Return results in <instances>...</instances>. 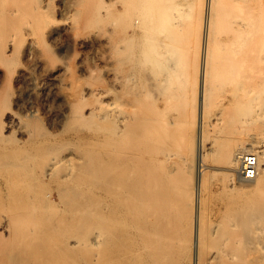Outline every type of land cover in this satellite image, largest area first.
<instances>
[{"label":"bare ground","instance_id":"1","mask_svg":"<svg viewBox=\"0 0 264 264\" xmlns=\"http://www.w3.org/2000/svg\"><path fill=\"white\" fill-rule=\"evenodd\" d=\"M53 1L0 0V79L31 82L43 93L52 85H70V95H55L62 109L54 117L63 130L51 136L36 133L2 95L1 84L0 120L7 118L9 126L27 136L26 143L36 144L33 149L20 144L2 156L11 157L8 165L18 179L42 176L59 182L64 210L58 222L65 233L71 231L65 256L70 249L89 248L83 257L74 256L73 264H180L181 256L185 264H264L263 19L236 18L224 31L216 26L222 19L213 17L215 1L204 6L193 88L198 93L197 113L192 114L198 118V169L188 205L194 216L184 225L174 207L175 181L168 168L172 154L168 144H160L170 139L186 110L177 60L181 22L171 16L169 0H67L60 20L43 11L41 3L50 6ZM92 26L97 29L82 32ZM218 28L224 38L217 36ZM30 29L22 50L30 63L3 70L7 52ZM69 30L81 46L93 39L103 43L105 84L81 86L70 59L55 62L41 43ZM77 62L80 72L89 71L83 57ZM33 69L40 71L37 77L31 76ZM215 92L221 96L208 112ZM86 94L93 95L87 106ZM5 140L0 124V150L9 149ZM70 144H76L74 149ZM253 149L258 157L255 184L228 186L229 201L207 215L203 159L211 155L228 169L239 165L240 173V155ZM38 153L42 164L36 169L30 161ZM228 175L233 183L235 174ZM252 179L239 175L241 181ZM25 197L21 201L29 199ZM28 202L0 222L1 232L13 243L34 240L56 227L54 206ZM44 217L46 230L40 233ZM12 257L1 264H11Z\"/></svg>","mask_w":264,"mask_h":264},{"label":"rangeland","instance_id":"2","mask_svg":"<svg viewBox=\"0 0 264 264\" xmlns=\"http://www.w3.org/2000/svg\"><path fill=\"white\" fill-rule=\"evenodd\" d=\"M206 1L207 0H169L171 16H177L181 22L180 26L176 28L177 46L179 47L177 60L179 72L181 74L180 79L183 84L182 93L184 100L181 102L182 104L184 103L186 110L182 114L179 122L172 127L170 139L160 144H168V148L172 154V159L168 162V168L172 171V177L175 181L173 184L174 207L180 209L182 223L184 225L194 216V209L191 210L188 205L192 194L195 193L196 171L198 169V118H195L197 117L195 114L198 108V93H196L193 88L196 81L197 37L200 29V22L205 12L204 6L206 5ZM214 1L215 8L213 7V17L215 18V16H217L216 18L219 17L218 19H222L219 25L218 22L215 21L217 23V25L216 23L215 25L221 27L220 30L225 31V27L228 28L229 22L236 18L250 19L257 17L264 21V0ZM67 2V0H56L50 3V6L45 5V2L41 3V5L43 6L45 14L49 15L51 18L60 20L64 17L63 3L66 4ZM94 29H97V27H88L82 32ZM216 30H218L216 32L217 36L219 35L218 33H220V38L226 36L225 32H219V28ZM28 33H31V29L29 31L24 30V33L19 36L16 49L7 52L5 61L1 63L3 70H13L21 64L30 63V60L26 59L22 52L23 46H25L26 43L25 36L27 37ZM41 43L46 46L55 62L63 56H67L70 59L75 75L79 78L78 83L81 86L106 83L104 74V46L100 39H93L88 45L81 46L75 42L73 32L69 30L62 31L54 40H42ZM79 57H83L89 71L83 73L79 71L77 62ZM39 74V70H31L32 77H37ZM0 84L3 87L2 95L8 96L11 101H13L12 108L22 118L23 122L33 129H36V133L39 135L42 134L43 136H51L63 130V123L58 122L54 117V114L62 109V104L58 102L59 100L55 98V95H58V93L70 95V85H62L60 87L52 85L50 90L43 93L31 82L21 84L6 80V78L3 77L0 79ZM218 96H221L219 92H215L210 96L207 107L208 112H212L216 107L215 100ZM17 98L18 100L16 101L15 99ZM92 101L93 95L86 94V100L84 101L86 106L90 105ZM252 105L253 101L250 102L249 105L251 113L253 112ZM196 106L197 108L194 110ZM193 111H196V113ZM172 112H175V110L173 109ZM193 113L195 114L192 116ZM0 124L6 139L5 141L11 143L5 144L7 148H9L8 150H0V222L5 221L8 214H14L18 205L22 202L30 201L27 205H30V203L34 205L33 203H35L37 207L45 208H50L52 205V207L54 206L53 209L58 210V212L55 211L51 215V217L55 216L54 222L56 227L51 233H42L40 237L34 240L13 243L14 240L12 241V238L7 236L8 233H2L0 230V264L1 262H6L7 258L11 256H13L12 259L15 260L14 257L16 255L20 257L18 256L19 258L14 262L11 261V264H18L17 260H19V264H73L75 261L74 256L77 258L83 257V252L86 251L88 254L90 250L89 248L70 249V254L65 256L64 248L69 244L71 231L69 230V233H65L62 224L58 222V214L64 210V207L62 210V206L64 205L63 202H61L62 200H60V194L57 193L59 192L57 191V189L59 190V182L57 179H53L52 181L44 179L42 176L33 180L30 177L18 179L19 173H17L12 166L8 165L9 161H11V157L5 158L2 156L11 154L10 149L20 144L25 143L30 149H33L36 144L26 143L27 136L22 134L17 127L9 126L10 124L7 118L0 120ZM211 135L210 133L209 136ZM56 145L58 146V144ZM59 145L62 146V144ZM70 145H73V149L74 145L76 146V144ZM57 146L55 147L54 145L56 149ZM39 150L40 149L36 150V152ZM252 151L256 152V149L247 150V152ZM38 155L40 154L38 153L37 157L30 161V166L36 167V169L42 164L41 157ZM202 163L203 178L205 181V188L202 192L204 200L203 208L207 215H211L210 213L213 209L223 207L226 204L225 202L229 201L228 186L232 187V185H237V187H241L242 183L253 185L256 182L255 178L248 181L239 180V165L232 169H228L227 166L223 165V167L219 162L214 160L211 155L206 156ZM20 172L23 173L22 171ZM230 173L235 174L233 183L230 177L228 178V176H230L228 174ZM225 186H227V188ZM32 187H34L33 192H31ZM22 196L29 197V199L25 197L27 201H21L23 200ZM176 203H178L179 206H176ZM44 218L45 219L42 220L37 228L40 233L46 230V225L43 224L45 221H48V218ZM8 245L11 246L9 247ZM6 247L11 248L9 251L11 256L5 251L7 249ZM65 258L70 259L65 261ZM185 263L186 257L181 256L180 264Z\"/></svg>","mask_w":264,"mask_h":264},{"label":"built area","instance_id":"3","mask_svg":"<svg viewBox=\"0 0 264 264\" xmlns=\"http://www.w3.org/2000/svg\"><path fill=\"white\" fill-rule=\"evenodd\" d=\"M258 172V157L254 152L240 155V173L245 179H252Z\"/></svg>","mask_w":264,"mask_h":264}]
</instances>
